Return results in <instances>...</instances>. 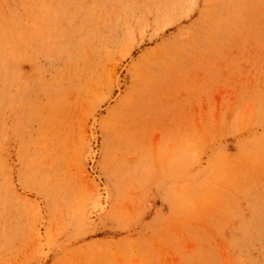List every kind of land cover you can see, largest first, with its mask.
Returning a JSON list of instances; mask_svg holds the SVG:
<instances>
[{"label":"rangeland","instance_id":"obj_1","mask_svg":"<svg viewBox=\"0 0 264 264\" xmlns=\"http://www.w3.org/2000/svg\"><path fill=\"white\" fill-rule=\"evenodd\" d=\"M0 264H264V0H0Z\"/></svg>","mask_w":264,"mask_h":264},{"label":"bare ground","instance_id":"obj_2","mask_svg":"<svg viewBox=\"0 0 264 264\" xmlns=\"http://www.w3.org/2000/svg\"><path fill=\"white\" fill-rule=\"evenodd\" d=\"M170 14V13H169Z\"/></svg>","mask_w":264,"mask_h":264}]
</instances>
